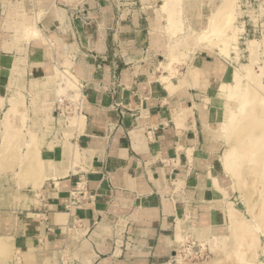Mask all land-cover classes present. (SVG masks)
<instances>
[{"label":"crops","instance_id":"obj_1","mask_svg":"<svg viewBox=\"0 0 264 264\" xmlns=\"http://www.w3.org/2000/svg\"><path fill=\"white\" fill-rule=\"evenodd\" d=\"M15 1L26 17L19 40L0 17V100L9 109L19 96L8 97L9 85H33L22 105L44 101L28 115L40 124L50 108L49 130L61 131L64 150L32 177L29 138L5 157L0 125V264H61L67 255L73 264H168L179 235L220 234L234 195L216 171L219 150L205 107L194 104L195 88L169 82L164 71L171 38L163 1ZM209 61L198 64L213 84L223 71ZM59 70L76 77L79 94L66 82L61 91ZM69 91L81 96L80 122L71 126V117L64 130L56 106ZM39 129L41 151L44 124Z\"/></svg>","mask_w":264,"mask_h":264},{"label":"rangeland","instance_id":"obj_2","mask_svg":"<svg viewBox=\"0 0 264 264\" xmlns=\"http://www.w3.org/2000/svg\"><path fill=\"white\" fill-rule=\"evenodd\" d=\"M160 1L163 3H160L158 8L163 18L166 16L163 19L164 25L171 38L169 65L164 71H169L171 78L168 80L169 82L172 80L175 83L179 82L181 86L186 88H195L193 91L196 94V98L193 100L194 104H199L200 108L205 107L208 115L207 129H210L209 133L211 134L210 139L219 150L216 171L222 172L224 182L229 185L230 192L234 195L235 206L231 208L239 210L242 220L247 223L246 228L243 229L244 232L240 231L235 234L233 233L234 225L229 216L230 221L218 235L212 237L202 235L199 236L200 240L196 236L188 235L182 238L179 235L177 241L180 243L168 264H219L223 256L237 253L234 248L236 241L243 242L250 249L249 257L244 256L243 251H239L237 256H240V264L264 263V212L256 214V210L259 207L264 208V204H261V193L257 190V185L261 183L253 184L254 176H252L251 170L252 166H258L261 173L263 170L262 178L264 180V168L259 166L261 160H264V71L262 68L264 67V0H232L230 7L226 9L225 20L221 23L216 22L212 26L208 24L210 17L216 13L218 6L224 0ZM19 7L15 0H0V17L8 18L5 23L10 25L11 29L14 28L15 39L20 37L19 28L26 17L25 10ZM14 14H17V18L11 20V18L14 19ZM9 18L11 23L8 21ZM1 19L0 22H2ZM172 20L174 21L171 23ZM230 35L232 36L231 39L228 37ZM253 39L257 40L258 45L255 53L252 54L247 48L249 41ZM201 58L210 60L209 62L219 63L222 66V78L217 79V82L213 84L209 83V80L205 79L207 72L203 73V69L199 68L198 63ZM247 68L251 69L252 73L246 74L240 80L238 89H235L232 95L221 92L223 91L221 90L223 88L220 87L221 83L230 82L235 73L243 72ZM64 71L70 73L69 77L73 78L72 80L66 78L69 82L68 90H78L79 94V81L70 71ZM60 72L57 73L58 82L61 77ZM74 83L78 86H75ZM35 90L33 85L27 86L25 83H20L18 86L14 82L8 87V97L19 92V96L16 98L20 97L25 100V94L22 92L27 91L31 93L32 97ZM73 94L72 91L61 94L56 106L57 114L55 116L59 117L56 124L57 127L64 130L68 129L69 119L78 114L81 96L72 97ZM16 98L12 97L9 100V106ZM24 100L23 105L20 106L23 113H18L10 118V123L5 121L6 116L4 114L2 121H0V125H4V129L6 128L5 131L2 130L4 132L1 136L3 140H7L3 141L2 149H4L5 143L10 141L11 134L16 128L14 127L15 130L12 131V129V132L6 130L11 129L15 124H21L23 127L18 130L19 133L17 134L19 135L13 140L10 150L16 154L19 148L13 147V145L28 137L30 140L29 148L27 147L28 157L30 160H36L34 164H30L29 173L40 175L43 166L45 169V160L52 161L64 150L63 140L57 138V134L61 131L53 133L49 130L53 126L51 124L53 116L51 118V115H48L51 111L50 108L44 110L47 115L43 123L39 124L37 117L34 115L30 118L28 113L32 107L37 109L36 107L40 106L39 102L41 101L34 99L27 101L26 99L27 103H25ZM7 102L6 99L0 100V109H3V112L8 109ZM41 103L44 104V101ZM35 112L38 113V110ZM41 124H44L46 129V133H44L47 144L39 151V144L41 146L42 142L37 139L39 135L37 130H40ZM31 130L35 131V138L29 137ZM5 132L11 134L7 133L9 135L7 136ZM8 137L10 139H7ZM34 145L36 147H33ZM248 150L253 151L251 156L245 155ZM8 151L6 154L2 153L5 156L10 155ZM230 151L239 157L237 163L232 167L233 173L223 169L222 160ZM77 155L78 160V152ZM69 157L70 154H67V160ZM36 165L38 166L36 167ZM252 232L258 235L259 240L249 242L245 239L244 234ZM70 259L71 257L68 255L65 256L61 264H73L70 263Z\"/></svg>","mask_w":264,"mask_h":264},{"label":"bare ground","instance_id":"obj_3","mask_svg":"<svg viewBox=\"0 0 264 264\" xmlns=\"http://www.w3.org/2000/svg\"><path fill=\"white\" fill-rule=\"evenodd\" d=\"M231 1L232 0H224L219 6H218V8H217V11H216V13H213L214 15L212 16V17H210V20H209V22H208V24L210 25V26H212V24H216V22H222V21H224L225 20V16H226V9L227 8H229L230 7V5H231ZM37 20V19H36ZM174 20H172L171 21V23L173 22ZM208 25V26H209ZM209 26V28H211ZM24 27V26H23ZM37 28V27H36ZM208 28V27H207ZM205 31H206V29H205ZM32 32L34 33H36V29L35 28H33L32 26L31 27H24V30H23V33L24 34H26V35H29V34H32ZM39 34V33H38ZM25 36V35H24ZM40 36V35H39ZM228 37H230V39H231V35L230 36H228ZM28 38V37H27ZM27 38H25L27 41L29 40V39H27ZM36 38V37H35ZM37 38H38V36H37ZM234 39H235V36H234ZM31 40V39H30ZM29 40V41H30ZM235 41V40H234ZM257 45H258V42H257V40H255V39H253V40H250L249 41V43H248V48L247 49H249V51L253 54V53H255V51H256V48H257ZM260 47V46H259ZM259 51V50H258ZM249 52V53H250ZM251 61V60H250ZM251 63V62H250ZM249 65V64H248ZM251 67V66H250ZM246 68V67H245ZM263 68V71H264V67H262ZM254 69V68H253ZM59 71H61L60 73H61V77H60V85H61V91L63 90V88H64V82H66V87L68 86V83L69 82H67V80H66V78H70L69 76V74L66 72V71H64V70H59ZM262 71V70H261ZM245 73V74H244ZM252 73V70L251 69H249V68H247V70H245L244 69V71L243 72H238V73H235L233 76H232V78H231V81L230 82H228V83H221V85H220V87H222L223 89H221V90H223V91H221V92H225V93H228L229 95H232V93L234 92V90L235 89H238V87H239V84H240V80L246 75V74H248V75H250ZM264 73V72H263ZM71 79V78H70ZM72 80V79H71ZM74 85L75 86H78V85H76L75 83H74ZM173 90H175L176 88H175V86H173L172 84H170L169 85ZM79 88V87H78ZM74 89V88H73ZM63 91H65V90H63ZM77 93H78V90L76 91ZM236 94V93H235ZM14 98V97H13ZM15 98H16V96H15ZM22 104H21V98H16L15 100H13L12 101V104H10V106H9V109H8V111H7V113H6V117H5V121L7 122V123H10V118H12V117H14L16 114H18V113H20L21 112V110H22V107H20ZM180 113H181V111H179ZM175 119L176 120H178V119H180V115H176L175 116ZM230 120V119H229ZM5 122V123H6ZM79 122H80V119L78 118V117H74V118H72L71 119V126H76V125H78L79 124ZM230 122V121H229ZM4 126V125H3ZM5 127V126H4ZM4 127H3V130L5 131V129H4ZM9 127V126H8ZM8 127H7V129H8ZM14 127L12 126V128L10 129L9 128V130H6V131H11L12 129H13ZM16 128V127H15ZM21 128H19V127H17L16 128V130L15 129H13L12 131H14V132H12L13 134H11V133H8L9 135L11 134V139L8 137L7 139H10V141H12V142H10V141H8V142H6L5 143V145L3 146L4 147V149H2V151L1 152H3V153H7V147H9L8 149H9V153H11V150H10V147H11V144L13 143V140L19 135V134H17V133H19V131L18 130H20ZM3 131V132H4ZM7 133L5 132V134L7 135ZM5 135V136H6ZM9 135H7V136H9ZM34 135H36L35 134V132H33V131H31L30 132V138H35V136ZM6 136V137H7ZM4 137V136H3ZM4 142L5 141H7V140H3ZM4 142H3V144H4ZM28 143H30V140H29V142ZM28 148H29V146H28ZM33 150H34V148H33ZM3 153H1V154H3ZM251 153L253 154V151H247V152H245V155H247V156H251ZM4 155V154H3ZM7 156V155H6ZM5 156V157H6ZM239 160V157H237V156H235V154L233 153V152H231L230 151V153H228V154H226V156L224 157V160H222L223 161V169L225 170V171H232V173H233V170H232V167L237 163V161ZM259 163V162H258ZM40 164V163H39ZM38 165H36V167H37ZM259 166H262L263 168H264V160H261V165H259ZM40 167V166H39ZM42 167V166H41ZM37 169V168H36ZM38 170V169H37ZM251 170H252V173H253V175L252 176H254V183L253 184H255L256 182H258V183H261L260 185H257V190H258V192L259 193H261V197H262V205L264 204V180H263V178H262V173H263V170H262V173L260 172V170L258 169V166H252L251 167ZM30 172V171H29ZM33 172V171H32ZM228 173V172H227ZM260 173H261V175H260ZM31 175L33 174V173H30ZM32 177H34V174L32 175ZM263 180V181H262ZM233 184V183H232ZM236 185V184H235ZM259 190H261V191H259ZM231 206V205H230ZM264 206V205H263ZM259 207V206H258ZM264 212V208H258L257 210H256V214H259V212ZM243 215V214H242ZM229 216H230V218H231V220H232V222H233V225H234V230H233V233H235V234H237V233H239L240 231H243L244 232V230L243 229H245L246 228V225H247V223L246 222H244L243 220H242V217H241V212L239 211V210H236V209H234V208H230V214H229ZM252 223V222H251ZM259 231V230H258ZM242 235V234H241ZM244 237H245V239L247 240V241H253V240H259L258 239V235L256 234V233H245L244 234ZM245 240V241H246ZM242 243L243 242H241L240 243V241H236L235 242V246H234V248H235V250L237 251V253H231V254H228V255H226V256H223V259L221 260V261H219L220 263L219 264H240L239 263V260H240V256H237V254H239V251H243V255L245 256H247V257H249V255H250V253H249V248L243 243V246H242ZM253 243V242H252ZM238 245V246H237ZM261 264H264V263H261Z\"/></svg>","mask_w":264,"mask_h":264}]
</instances>
